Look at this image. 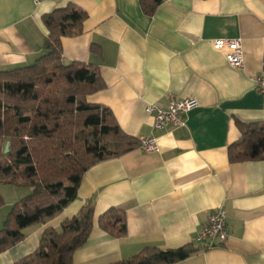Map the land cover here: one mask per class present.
<instances>
[{"label": "crops", "instance_id": "0c3cea01", "mask_svg": "<svg viewBox=\"0 0 264 264\" xmlns=\"http://www.w3.org/2000/svg\"><path fill=\"white\" fill-rule=\"evenodd\" d=\"M74 3L87 14L82 31L61 38L64 64L96 66L105 88L89 96L137 139L155 138L94 164L77 197L54 219L24 230L25 238L0 253L15 264L33 253L47 227L93 203L94 227L73 264H111L147 247L200 245L196 238L218 208L229 238L174 264H264V160L231 162L241 138L238 122H264V95L256 76L264 60V0H161L154 14L140 0H0V71L29 66L45 54L43 16ZM241 40L244 64L232 67L214 40ZM194 99L185 125L154 128L151 105ZM15 187V191L4 189ZM30 189L1 184L0 228L12 205ZM111 207L127 213L128 233L111 237L98 219Z\"/></svg>", "mask_w": 264, "mask_h": 264}, {"label": "trees", "instance_id": "16d2710c", "mask_svg": "<svg viewBox=\"0 0 264 264\" xmlns=\"http://www.w3.org/2000/svg\"><path fill=\"white\" fill-rule=\"evenodd\" d=\"M152 15L161 0H140ZM87 14L74 3L43 16L49 30L45 54L34 64L0 71V185L28 187L0 228V253L25 238L24 230L46 224L76 197L85 173L97 162L119 157L140 145L126 134L111 111L91 103L89 96L105 88L96 66L64 64L61 38L80 33ZM241 138L229 146L231 162L264 160V122L241 123ZM7 143L9 152H5ZM5 204L0 194V206ZM111 237L128 233L127 213L111 207L99 219ZM94 227V205L47 227L37 249L15 264H73ZM205 245L177 248L147 247L111 264H174L203 250Z\"/></svg>", "mask_w": 264, "mask_h": 264}, {"label": "built area", "instance_id": "2783aa9c", "mask_svg": "<svg viewBox=\"0 0 264 264\" xmlns=\"http://www.w3.org/2000/svg\"><path fill=\"white\" fill-rule=\"evenodd\" d=\"M213 46L216 50H228L226 55L228 63L235 68H241L244 64V53L239 38H220L214 40ZM259 92L264 95V60L263 69L255 78ZM197 105L194 99L173 100L167 107L151 105L149 110L155 111L154 128L164 130L168 126H183L185 119L183 114ZM139 148L146 152L157 148L155 138H141ZM227 215L224 208H218L210 214L207 224L199 232L196 241L205 246L224 243L228 240Z\"/></svg>", "mask_w": 264, "mask_h": 264}, {"label": "rangeland", "instance_id": "374dc122", "mask_svg": "<svg viewBox=\"0 0 264 264\" xmlns=\"http://www.w3.org/2000/svg\"><path fill=\"white\" fill-rule=\"evenodd\" d=\"M11 189H4V192H6L7 193V195H9V194H11V193H9V191H12V190H14L15 191V187H10ZM10 196V195H9ZM11 197V196H10Z\"/></svg>", "mask_w": 264, "mask_h": 264}, {"label": "water", "instance_id": "95a60500", "mask_svg": "<svg viewBox=\"0 0 264 264\" xmlns=\"http://www.w3.org/2000/svg\"><path fill=\"white\" fill-rule=\"evenodd\" d=\"M9 149H10V144L7 143L6 148H5V152H9Z\"/></svg>", "mask_w": 264, "mask_h": 264}]
</instances>
